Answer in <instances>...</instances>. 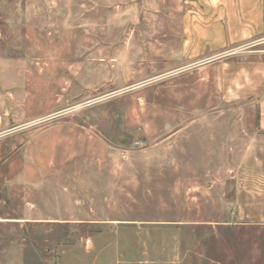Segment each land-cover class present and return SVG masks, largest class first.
<instances>
[{"label": "rangeland", "instance_id": "obj_1", "mask_svg": "<svg viewBox=\"0 0 264 264\" xmlns=\"http://www.w3.org/2000/svg\"><path fill=\"white\" fill-rule=\"evenodd\" d=\"M245 1L0 0V264H264Z\"/></svg>", "mask_w": 264, "mask_h": 264}, {"label": "crops", "instance_id": "obj_2", "mask_svg": "<svg viewBox=\"0 0 264 264\" xmlns=\"http://www.w3.org/2000/svg\"><path fill=\"white\" fill-rule=\"evenodd\" d=\"M246 10L249 12H253L255 15V19H257V17L260 20L259 23H256L257 25H255L253 28L257 29V32H260L261 34L264 35V0H246ZM255 20V21H257ZM249 29H251V26L249 27ZM247 36L251 35L252 33H250V30L246 29L244 32ZM262 119L264 121V100L262 103Z\"/></svg>", "mask_w": 264, "mask_h": 264}]
</instances>
